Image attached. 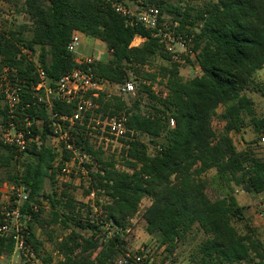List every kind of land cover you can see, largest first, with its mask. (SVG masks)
<instances>
[{
    "label": "trees",
    "instance_id": "trees-1",
    "mask_svg": "<svg viewBox=\"0 0 264 264\" xmlns=\"http://www.w3.org/2000/svg\"><path fill=\"white\" fill-rule=\"evenodd\" d=\"M112 1L127 6L129 0ZM0 2L9 6L13 16L21 14L27 19L15 28L14 21L6 19L5 11L0 10V72L5 66L17 69L23 86L18 122L26 116L39 121L35 129L42 144L19 153L14 147L0 143V171L9 170L15 188L22 187L28 197L21 205L22 229L36 256H40L44 246L37 235V229L43 230L45 226L41 217L45 209L43 200L52 207L49 224L70 230L54 242V251L60 255L56 264H109L119 254L127 256L128 227L141 202L150 198L151 204L144 212L147 230L160 234L161 245L168 252H173L198 225L207 236L199 248L204 264H264V243L256 230L246 223V233L241 234L234 225L235 219L243 221L246 216L233 192L213 199L200 180L203 174L216 169L233 191L235 186L252 195L264 193V160L239 151L232 137L249 126L257 134L264 133V117L257 115L255 103L247 95L248 90L255 89L264 96V86L253 80L254 74L264 68V0H207L195 13L193 9L173 5L170 0H143L144 7L159 8L161 17L164 13L172 14L170 23L177 21L179 32L195 36L202 75L188 81L180 76L181 62L173 61L165 52L159 37L141 25L131 26L126 17L102 0ZM75 31L102 41L111 54L108 62L90 66L95 77L125 84L134 72L152 81L159 75L167 81L163 97L153 94L152 84L142 83L139 95L131 97L130 104L122 97L104 102V93L97 100L102 105L99 110L105 114L122 113L127 118L128 131L123 140L124 163L129 170L121 171L114 163H106L99 157H96L100 165L97 171L88 166L91 185L87 194L95 193L106 199L96 201L104 219L99 222H86L76 215L73 196L63 193L60 198L55 192L46 195L47 180H55L62 170L57 163L68 161L70 155L64 151L60 157L49 143L52 137L49 113L45 106L34 105L32 98V87L40 81L38 65L47 73L52 87L62 75L78 67L89 68L79 66L67 50ZM136 37L145 40L132 46ZM22 46L30 57L22 53ZM37 53L39 58L35 61ZM157 57L169 61V66L161 67L158 74L141 70ZM144 94L150 100L146 111L141 108ZM221 106L224 128L217 133L213 121ZM53 109L71 114L74 106L54 101ZM0 115H5L4 109H0ZM89 123L85 119L73 133L79 149L97 156L86 137ZM142 136L151 138L156 148L154 154L149 152ZM15 205L12 202L8 206ZM105 223L116 227L112 236L103 229ZM82 231H91L92 235L85 237ZM14 245L11 236L0 237V256L10 257ZM49 256L50 260L44 259L45 264L52 263Z\"/></svg>",
    "mask_w": 264,
    "mask_h": 264
},
{
    "label": "rangeland",
    "instance_id": "rangeland-1",
    "mask_svg": "<svg viewBox=\"0 0 264 264\" xmlns=\"http://www.w3.org/2000/svg\"><path fill=\"white\" fill-rule=\"evenodd\" d=\"M207 0H170V2L182 9L190 8L193 13L195 10L201 8ZM127 7L133 11H140L146 7L143 6V0H129L126 3ZM9 6L5 3L0 2V10H4L6 19L14 21V27L27 22L24 15L14 14V16L9 11ZM10 12V13H9ZM12 16V17H11ZM173 15L169 13H164L162 15L163 21L170 23L173 19ZM145 39L141 41H134V43L139 46L144 42ZM132 46H136L135 44ZM81 53L85 58H92L95 63H106L111 59V54L107 49V46L97 39L87 38L82 36V46ZM39 58V53L36 54L35 61ZM170 62L157 57L153 60L151 65L145 66L141 69L146 73H159L161 67L169 66ZM199 75L197 66L193 64L192 61L188 60L185 63H181L180 76L184 81H188L193 77ZM130 80L135 82V91L132 93H127L119 96V91L115 85L106 86L107 94H104V102L117 97H122L127 103L130 104L131 97H137L141 91L142 81L145 80L152 84L153 94L157 97L165 96L167 93L166 80H164L160 75L157 76L155 81L151 78H142L134 72L130 73ZM254 83H258L264 86V68L257 71L253 77ZM152 82V83H151ZM247 95L251 97L255 103L256 113L259 117H264V96L255 89H250L247 91ZM150 100L146 94L143 95L141 99V108L146 111L149 110ZM101 108V104H99ZM0 109H3L2 103L0 102ZM224 111V107L221 106L217 115L213 121V127L217 133H220L224 128V122L221 119V114ZM1 116V115H0ZM264 133L257 134L254 131L253 126H249L240 135L233 134L234 142L239 151H246L251 153L257 158L264 160V143L261 142V138ZM86 137L88 138V143L92 147L93 151L97 154H89L91 160L89 163L84 164L86 168L85 174H71L69 176L63 175L60 171L55 180H47L45 193L46 195H52L54 192L58 193L60 198H63L64 194L71 195L74 197L77 205L76 215L82 217L86 222L88 221H103L99 210L96 207V201L104 202L106 199L104 197H99L95 193L87 194L90 190L91 177L89 174L88 166L93 167L92 171L98 170L100 165L96 160V157L102 159L106 163H114L117 169L121 171H129L125 167L124 159V149L126 148L125 140L117 139L112 137L107 133L105 125L99 120L97 115H94L92 122L87 126ZM141 140L147 143L149 147V152L154 154L156 151L154 143L151 142V138L148 136H142ZM49 143L53 146L54 141L52 137H49ZM1 151V149H0ZM62 166V163H57ZM77 168V165H76ZM75 168V169H76ZM9 170L3 169L0 171V216L2 208L9 205L14 201V182L9 178ZM203 181V188L208 193V195L213 199H221L233 194L237 197V200L241 206L245 208L246 220H234V225L241 234L246 233L245 224L248 223L252 228L256 230L258 238L264 243V219L260 215V211L264 206V196L263 195H252L234 186V191L226 185V183L219 177L216 169L209 170L207 173L200 177ZM67 197V196H66ZM66 198L63 199V202ZM44 212L41 213V217L44 219L45 226L43 230L37 229V235L40 239L44 241V246L42 247L40 256H36L37 259H32L33 257H26L24 255L15 256H5V261H10L14 264H45V260H50L52 257V263L56 264L60 259V255L54 251V242L59 241L62 237L70 233V230H64L60 225H51L49 222L52 220L51 212L52 207L50 202L43 200ZM151 204L150 198H145L140 205L138 213L131 220L128 227L125 239L129 247L127 254L141 255L143 254V262L140 264H204L201 260V254L199 248L203 241L207 238L203 230L196 225L190 232H188L184 238L179 242L177 248L173 252H168L165 247L161 245V236L158 232L150 234L147 230V223L144 219V212L147 207ZM264 208V207H263ZM101 223V222H100ZM103 223V222H102ZM103 229L108 232V236H112L115 232L116 227L112 223L103 224ZM85 237H90L92 235L91 231L81 232ZM36 255V254H35ZM123 257V254H119L117 259L115 258L109 264H117V262ZM92 257L91 259H93ZM210 264V263H209Z\"/></svg>",
    "mask_w": 264,
    "mask_h": 264
},
{
    "label": "built area",
    "instance_id": "built-area-1",
    "mask_svg": "<svg viewBox=\"0 0 264 264\" xmlns=\"http://www.w3.org/2000/svg\"><path fill=\"white\" fill-rule=\"evenodd\" d=\"M106 4H111L116 13L126 17L131 26H143L147 30L153 32L154 36L160 38L164 46L165 52L173 59L185 63L193 62L197 66L200 76L202 69L196 58L195 52V36L188 32L178 31V22L166 23L162 21L159 8L150 6L140 11H133L127 6L113 2L112 0H102ZM83 33L75 31L72 39L67 46V50L71 53L76 63L88 65L89 68L84 69L78 67L73 71L62 75L56 83L55 87L49 85L47 73L39 65L37 72L39 75V83L32 87L33 104L39 107L45 106L49 113L51 121L52 138L54 141L53 148L62 156L66 151L70 155V159L62 164V174L69 176L71 174H85L86 163H89L91 156L76 145L74 130L77 126L84 124L85 119L92 122L94 115L105 125L107 133L117 139L126 138L127 118L119 113L114 116L105 114L100 109L97 100L101 94L107 93L106 86L115 85L119 91V96L135 91V82L128 81L125 84H114L95 77L90 68L95 63L92 58H85L81 53ZM141 38L142 37H136ZM134 43V42H133ZM21 51L27 57H30L28 50L22 46ZM143 84L150 85L143 80ZM23 86L18 76V71L14 67L5 66L0 72V102L5 110V115L0 116V143L3 145L14 147L17 152L23 153L33 146H41L42 141L40 134L35 129L39 125V121L30 116L24 117L19 123V113L22 105ZM54 101H60L66 105H73L74 110L71 114L59 113L54 111ZM30 104H26L29 106ZM171 127L175 126L174 120L170 122ZM264 143V134L261 138ZM77 165V168H76ZM76 168V169H75ZM15 200L14 207L4 206L0 216V237L11 236L14 240V252L11 255H24L37 259L35 252L27 243L26 235L23 232L21 205L27 201L28 197L22 187L13 188ZM264 196V193L262 194ZM37 210V206L34 207ZM261 217L264 219V208L260 211ZM10 256V257H11ZM5 256H0V264H14L4 260ZM143 254L122 257L117 264H140L143 262Z\"/></svg>",
    "mask_w": 264,
    "mask_h": 264
},
{
    "label": "crops",
    "instance_id": "crops-1",
    "mask_svg": "<svg viewBox=\"0 0 264 264\" xmlns=\"http://www.w3.org/2000/svg\"><path fill=\"white\" fill-rule=\"evenodd\" d=\"M83 36H85V35H83ZM85 37H87V36H85ZM87 38H89V37H87ZM91 39H92V38H91ZM95 40H96V39H95ZM135 40H136V41H141L142 39H141V38H136ZM135 40H134V41H135ZM97 41L99 42V40H97ZM135 43H136V42H135ZM135 43H134V44H135ZM135 45H136V44H135ZM136 46H137V45H136ZM201 75H202V74H201ZM237 135H240V134H237ZM233 136H234V135L232 134V137H233ZM233 140H234V137H233ZM234 143H235V142H234ZM236 198H237V197H236Z\"/></svg>",
    "mask_w": 264,
    "mask_h": 264
}]
</instances>
